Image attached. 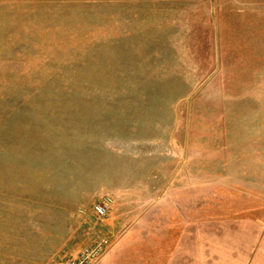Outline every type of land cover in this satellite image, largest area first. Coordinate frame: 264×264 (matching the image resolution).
I'll use <instances>...</instances> for the list:
<instances>
[{
    "label": "rangeland",
    "instance_id": "1",
    "mask_svg": "<svg viewBox=\"0 0 264 264\" xmlns=\"http://www.w3.org/2000/svg\"><path fill=\"white\" fill-rule=\"evenodd\" d=\"M103 237L264 264V0H0V264Z\"/></svg>",
    "mask_w": 264,
    "mask_h": 264
},
{
    "label": "built area",
    "instance_id": "2",
    "mask_svg": "<svg viewBox=\"0 0 264 264\" xmlns=\"http://www.w3.org/2000/svg\"><path fill=\"white\" fill-rule=\"evenodd\" d=\"M113 202V196L111 194H105L94 205L96 215L100 217L108 215ZM109 244V239L103 237L93 245L83 248L75 258L66 260L60 264H93L106 251Z\"/></svg>",
    "mask_w": 264,
    "mask_h": 264
},
{
    "label": "crops",
    "instance_id": "3",
    "mask_svg": "<svg viewBox=\"0 0 264 264\" xmlns=\"http://www.w3.org/2000/svg\"><path fill=\"white\" fill-rule=\"evenodd\" d=\"M136 254L139 253L138 248H136ZM134 253V254H135ZM115 254H118V250L116 247L114 248H110V250L106 253V255L97 263V264H160L158 262H153V261H129L128 257H125L123 259V257H117L115 256ZM179 253L174 252L173 253V257L172 260H170L169 262H167L166 264H206L202 262V253L198 256V255H192L191 253H187V252H182L181 257L183 258V260H179L176 261L174 260L176 258V256ZM128 258V259H127ZM195 259V260H193ZM218 263V262H217ZM215 262V264H217ZM232 264V263H231Z\"/></svg>",
    "mask_w": 264,
    "mask_h": 264
}]
</instances>
